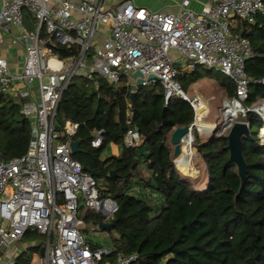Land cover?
<instances>
[{
	"label": "built area",
	"instance_id": "obj_1",
	"mask_svg": "<svg viewBox=\"0 0 264 264\" xmlns=\"http://www.w3.org/2000/svg\"><path fill=\"white\" fill-rule=\"evenodd\" d=\"M189 1L183 0L177 13H168L137 8L131 0H1L0 38L11 26L17 27L20 34L16 41L24 48V61L21 70L13 73L0 58V94L20 101L21 114L31 121L32 130L22 156L0 160V258L29 229L45 238L44 255L37 264H99L111 253L109 248L91 249L82 236L85 225L79 215L84 207L109 221L116 203L100 196L94 178L72 158L69 142L79 124L64 123V141L58 140L55 132L59 102L76 77L91 80L97 75L112 85L121 79L132 85L130 76L137 71L142 76L140 87L159 83L165 106L178 97L193 112L200 110L186 136L193 142L194 133H203L196 117L205 119L209 108L201 97H188L184 92L176 66L188 73L198 67L215 70L236 86L235 98H225L221 104L223 111L235 110V117L220 127L209 126L204 134L220 128L226 131L238 113L245 116L251 112L263 122L259 144L264 152V115L258 111L264 100L247 109L242 106L249 86L244 64L253 57L252 50L248 40L230 27L231 20L253 24L258 14H264V2L213 0L197 14L187 9ZM25 13L33 20V30H27ZM104 30L108 33L105 37ZM43 31L46 37L41 36ZM55 46L76 47L77 54L60 58L52 51ZM126 124L123 145L136 148L141 139L130 114ZM102 134L93 133L92 147H100ZM222 134L220 131L217 137ZM137 258L118 256L114 264H132Z\"/></svg>",
	"mask_w": 264,
	"mask_h": 264
},
{
	"label": "trees",
	"instance_id": "obj_2",
	"mask_svg": "<svg viewBox=\"0 0 264 264\" xmlns=\"http://www.w3.org/2000/svg\"><path fill=\"white\" fill-rule=\"evenodd\" d=\"M25 19L32 25L28 13ZM236 21L234 32L248 40L253 55L244 64L249 86L242 106L247 109L264 100V85L260 84L264 81V14H258L253 24ZM41 36L46 37L44 31ZM52 51L60 58L77 54L76 47L55 46ZM211 71L198 67L190 73L179 72L177 81L187 92ZM216 84L224 98H235L231 80ZM130 86L125 79L112 85L97 75L91 80L76 77L56 112L58 140L66 139L62 135L65 122L79 124L73 137L80 141L79 151L72 158L94 178L100 196L111 198L117 206L109 221L100 213L80 208L79 218L95 231L104 224L114 225L106 230L116 234L110 235L111 253L99 264H114L118 256L131 255L138 257L132 264H264V159L257 139L261 119L251 112L245 115L250 138L242 137L244 183L229 160L226 136L196 141L208 175L205 190L198 191L177 172L169 146L171 132L193 122L191 106L178 97L165 106L159 83L137 88L133 98ZM129 114L141 139L131 149L123 145ZM31 130V121L21 114L20 101L0 94V160L22 156ZM96 131L103 132L98 148L91 146ZM111 145L119 148V156L111 155ZM20 241L28 245L13 264H31L34 255L43 257L45 238L37 230L29 229ZM87 244L92 250L100 248Z\"/></svg>",
	"mask_w": 264,
	"mask_h": 264
},
{
	"label": "rangeland",
	"instance_id": "obj_3",
	"mask_svg": "<svg viewBox=\"0 0 264 264\" xmlns=\"http://www.w3.org/2000/svg\"><path fill=\"white\" fill-rule=\"evenodd\" d=\"M236 22H237L236 20L230 21V27L232 28V30H235L234 27H235ZM24 23L26 26L28 25V21L25 19V15H24ZM32 23H33V20H32ZM27 30L28 31L33 30V25H29L27 27ZM176 68H177L178 72H181L182 68H179L178 66H176ZM225 78L226 77L223 76L222 74L217 73V71H215V70H212L211 72H209L208 76L201 79L199 82L191 85L189 90L186 92L188 97L198 96V97H204L205 98V100L207 101V104H208L209 114L205 119H203V122L207 123V125H209V126H212L214 124L215 125L219 124L218 126L220 127L222 125V123L224 122L223 110L221 108V106H222L221 104L225 98H224L223 93L221 92L219 86L216 84V82L223 81ZM237 115L238 116L234 119V123L235 122H243V123L247 124L249 131H250V125L245 121V116H243L242 114H239V113ZM201 116L202 115H198L197 116L198 119H196L197 125L200 127L202 126V124H200L201 122L199 121ZM209 126H207V127H209ZM230 129L231 128L226 129V131H225V130H221V128H220V129H217V131H215V132H212V133L209 132V133H205V134L203 132L200 135L198 133H194L193 142H192L191 146H188L189 144L186 141L184 142V151H185V153L187 151H190V157H189L188 162L185 166L186 168L184 167L183 169L182 168L179 169V168H177L178 167L177 165L175 166V168H176L177 172L179 173V175L185 181H189L195 190H198V191L205 190V188L207 186V182H208L206 165L196 150V141L200 142V143H204L213 137H217L220 134V131H223L222 135L227 136ZM257 139H258V142H260L259 132L257 133ZM261 145H262V143H261ZM169 146H170V150L172 152V146L170 144H169ZM110 151H111V146H110ZM263 155H264V152H263ZM173 159H175V158H172L171 161H173ZM83 208L81 210L85 209V208L84 209ZM98 230H100V229H98ZM95 232L96 231L94 230V227L92 225H85L81 229L82 236L87 243L98 244V245H107L106 244L107 240L102 239L101 238L102 236L96 235ZM55 234H56V231L54 229L53 230V236H55ZM27 245H28L27 243L24 244V243H21V241L16 242L11 246L10 252L15 251V254H18L22 249L27 247ZM7 252H9V250H7ZM0 264H2V262H0Z\"/></svg>",
	"mask_w": 264,
	"mask_h": 264
},
{
	"label": "crops",
	"instance_id": "obj_4",
	"mask_svg": "<svg viewBox=\"0 0 264 264\" xmlns=\"http://www.w3.org/2000/svg\"><path fill=\"white\" fill-rule=\"evenodd\" d=\"M183 0H131L133 6L137 8H143L146 9L149 12H168V13H177L178 6L181 4ZM213 2V0H190L189 5L187 9L191 10L194 13L199 14L202 10V8L205 5H210ZM0 7H1V0H0ZM29 26L28 25L26 27ZM234 29L236 30V23ZM234 30V31H235ZM19 29L15 26H11L9 31L7 33H4L0 38V58H4L7 61L8 68L13 73H18L22 66L24 61V49L20 42H17L16 39L19 37ZM104 37L108 35V33L104 30ZM204 102V107L208 108V104L204 97H201ZM203 127H207V123L203 122L202 119L199 120ZM205 123V124H204ZM111 155L113 156H119L120 150L117 146L111 145ZM96 235L102 236L101 238L106 241L107 245H98V244H91V245H98L99 247L103 248H111V242H110V235L116 236L115 232L108 234L107 231H96ZM21 240V239H20ZM19 240V241H20ZM17 241V242H19ZM16 243V242H15ZM22 249L20 252H22ZM19 252V253H20ZM18 253V254H19ZM17 254H15V251H11L9 249V252H5L2 257L0 258V262L2 264H9L10 262L14 261V257ZM40 258L38 255H34L31 260V264H37V259Z\"/></svg>",
	"mask_w": 264,
	"mask_h": 264
},
{
	"label": "water",
	"instance_id": "obj_5",
	"mask_svg": "<svg viewBox=\"0 0 264 264\" xmlns=\"http://www.w3.org/2000/svg\"><path fill=\"white\" fill-rule=\"evenodd\" d=\"M239 37H242L241 33L239 34ZM130 77L132 80H134V84L130 86L131 98H133L137 88L141 86L142 76L139 72L136 71L133 72ZM148 79H153V77L149 76ZM263 85H264V81H263ZM199 111L200 110L194 111V114H197ZM188 129L189 126H186L183 128H175L171 132L169 136V144L172 146V158H176L180 154L182 142L189 132ZM242 137L250 138L249 128L247 124L243 122H235L226 136L228 142L227 149L229 150V160L236 165L239 173V177L241 178L242 183H244L246 164L242 156ZM79 145H80L79 140H71L69 142V147L71 149L72 155L78 153ZM113 175L114 172L111 173V176ZM113 227L114 225L110 223L99 226V229L106 231Z\"/></svg>",
	"mask_w": 264,
	"mask_h": 264
},
{
	"label": "bare ground",
	"instance_id": "obj_6",
	"mask_svg": "<svg viewBox=\"0 0 264 264\" xmlns=\"http://www.w3.org/2000/svg\"><path fill=\"white\" fill-rule=\"evenodd\" d=\"M258 111H260L264 115V107L259 108ZM234 114H235V110L226 109L225 111H223V119H224L225 123L228 124L230 119L235 117ZM196 119H198V118L196 117ZM196 125H197V122H196ZM198 127H199V130H202V132H207L209 129L208 127H202V126L201 127L198 126ZM261 131H262V135H264V128ZM185 141L189 144L188 146H191V144H192L191 137H185L184 138V140L182 142L181 152L174 160L175 166L177 165L178 166L177 168H179V169L180 168L183 169L186 166L188 159L190 157V151H187L186 153L184 151V142Z\"/></svg>",
	"mask_w": 264,
	"mask_h": 264
}]
</instances>
